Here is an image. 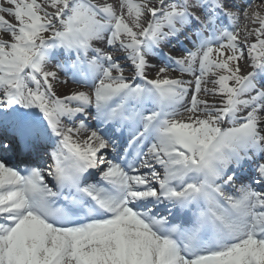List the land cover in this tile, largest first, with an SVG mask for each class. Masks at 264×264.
I'll use <instances>...</instances> for the list:
<instances>
[{"label": "snow or ice", "instance_id": "6c2138e0", "mask_svg": "<svg viewBox=\"0 0 264 264\" xmlns=\"http://www.w3.org/2000/svg\"><path fill=\"white\" fill-rule=\"evenodd\" d=\"M252 7L0 0V264H264Z\"/></svg>", "mask_w": 264, "mask_h": 264}, {"label": "bare ground", "instance_id": "6f19581e", "mask_svg": "<svg viewBox=\"0 0 264 264\" xmlns=\"http://www.w3.org/2000/svg\"><path fill=\"white\" fill-rule=\"evenodd\" d=\"M93 2L94 3H103V2H105V0H93ZM108 2H111L116 7L117 11L119 12V10H120L119 9V0H108ZM237 2L240 3L241 7L245 6V0H237ZM247 3L251 4L253 6L252 8H249V11H252L254 9H258L261 12V14H264V0H247ZM232 11H235V9H232ZM246 25H247L248 28L255 27V25H252L250 21H246L243 18L242 14H241V17H240V20H239L240 29L244 30ZM241 39H243V37H241ZM250 39H254V38H250ZM169 50H170L169 48L166 49V52L169 51ZM172 54L179 56V55H182L183 53L179 52V51H173ZM117 55H122V53H117ZM121 63H125V62L121 61ZM151 63L156 64L157 67L163 66L162 62L160 60H157V59H152ZM54 64H55V62H53V65L50 66L52 70H55ZM241 67H242V71L243 72H246V71L250 70L244 64H242ZM155 71H156V69H154V68L153 69H149V75L151 73V76H154ZM125 74L126 75H131V67L130 66H126L125 67ZM174 75L179 76L180 73L177 72V73H174ZM60 79H68V81H70V79L67 78V77L60 78ZM209 87H211V85H209ZM56 88H57L58 94H61V95L62 94H66V93H68V92H70L72 90H86L83 87H80V86H77V85L59 84V83L56 85ZM202 98L209 99L210 101L213 99L212 97H205L203 94H202ZM187 115H188L187 113H184V116H187Z\"/></svg>", "mask_w": 264, "mask_h": 264}]
</instances>
